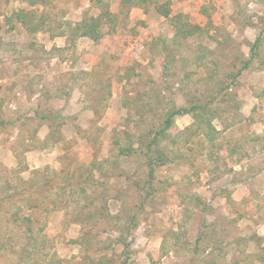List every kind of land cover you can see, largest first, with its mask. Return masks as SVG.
<instances>
[{"label":"rangeland","instance_id":"rangeland-1","mask_svg":"<svg viewBox=\"0 0 264 264\" xmlns=\"http://www.w3.org/2000/svg\"><path fill=\"white\" fill-rule=\"evenodd\" d=\"M104 2L103 38L73 42L97 0H0V264H264V0ZM167 3L202 29L178 38ZM193 105L217 140L153 146L171 162L151 189L163 114ZM9 187L21 198L2 202Z\"/></svg>","mask_w":264,"mask_h":264},{"label":"trees","instance_id":"trees-1","mask_svg":"<svg viewBox=\"0 0 264 264\" xmlns=\"http://www.w3.org/2000/svg\"><path fill=\"white\" fill-rule=\"evenodd\" d=\"M99 4V8L101 9V14L98 17H89L85 18L80 23H68L67 27L70 30L69 31H63L61 33V36L66 37L69 41H75L76 38H89L91 40H94L95 42L100 41V39L103 38V34L101 31V26L104 22V20L110 19L112 16L108 11V6L104 2V0H97ZM147 1V0H121V3L130 7L133 6H139L141 2ZM29 4L35 6L39 5L44 2V0H28ZM170 3H167L166 5L158 4L156 5L157 11L165 18L171 19V22L176 30V35L178 38L187 39L188 37L193 36L197 31H200L202 28H200L197 25H193L186 21L184 19V16L181 14H178L177 16L171 17L170 13ZM31 17L38 16L37 12L32 11L30 13ZM27 13H24V11H21V13H18L16 17L19 18V20L24 24L28 25V22L26 21ZM39 24L45 26L44 16H41V19H39ZM43 26L35 25V28L38 30L42 29ZM262 40V37L259 36L256 40V42L251 46L250 50L252 54H255L256 49L259 47L260 42ZM255 56V55H254ZM206 58V57H205ZM202 60V59H201ZM251 63V59L244 62L243 66L238 70V72L233 77L232 83H228L226 85L225 90H228L231 88L235 81L244 73V71L249 67ZM224 90V91H225ZM37 114H39L37 112ZM191 115L195 118V123L192 124L190 127L186 128L185 130L181 131L180 133H175V123L176 118L179 116H186ZM40 118L44 121L52 120V115L49 114L40 115ZM215 118V114L211 113L208 109L205 107H199V106H191V107H173L169 110H167L163 114V118L160 124V127L156 130L154 133L153 138L151 139L149 145L147 146V156H148V166H149V173H148V184L149 187L152 189V184L154 180V173L157 168V166H164L167 163L171 162V159L167 158L166 152L162 151L161 149H152L153 146H158L160 141H166L168 140L169 143L173 146H178L182 142L185 144H188L189 141H191L194 137H205L206 140H208L211 144H214V142L217 140V130L213 125V119ZM155 150V154H157V157H153ZM177 158V155H175ZM95 163H92L90 167H94ZM58 174V173H56ZM74 183L69 182L66 183L63 189L64 191L68 189H72L74 187ZM55 188L56 186H52L51 189ZM13 188L9 187L7 194V197L5 199H2V202H11L13 199L21 198L20 195L22 193L20 192H11ZM24 200V199H23ZM56 205V204H54ZM32 210V209H31ZM32 212V211H31ZM25 222H31V217H25ZM42 228L38 230V232H41ZM30 234H34L35 231L31 227L29 229ZM40 235V234H39ZM38 241H35L37 243ZM36 246V245H35ZM130 248L126 245L124 249V253L129 256ZM91 264H110V261H106V259H98V260H92Z\"/></svg>","mask_w":264,"mask_h":264}]
</instances>
